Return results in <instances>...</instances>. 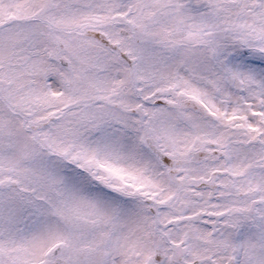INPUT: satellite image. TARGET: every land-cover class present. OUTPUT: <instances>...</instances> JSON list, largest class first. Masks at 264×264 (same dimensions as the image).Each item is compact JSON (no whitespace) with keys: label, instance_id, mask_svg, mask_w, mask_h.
<instances>
[{"label":"snow or ice","instance_id":"obj_1","mask_svg":"<svg viewBox=\"0 0 264 264\" xmlns=\"http://www.w3.org/2000/svg\"><path fill=\"white\" fill-rule=\"evenodd\" d=\"M0 264H264V0H0Z\"/></svg>","mask_w":264,"mask_h":264}]
</instances>
